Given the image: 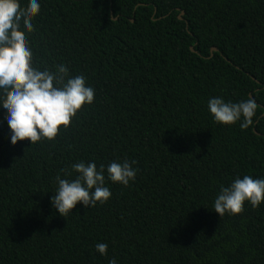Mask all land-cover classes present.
Segmentation results:
<instances>
[{"label": "trees", "instance_id": "16d2710c", "mask_svg": "<svg viewBox=\"0 0 264 264\" xmlns=\"http://www.w3.org/2000/svg\"><path fill=\"white\" fill-rule=\"evenodd\" d=\"M39 2L35 63L66 64L95 97L54 140L13 145L0 131V264H264V203L213 210L221 185L264 178V0ZM215 96L253 97V124L215 122ZM117 159L138 171L107 181V203L66 218L53 207L57 175Z\"/></svg>", "mask_w": 264, "mask_h": 264}, {"label": "clouds", "instance_id": "9594fccd", "mask_svg": "<svg viewBox=\"0 0 264 264\" xmlns=\"http://www.w3.org/2000/svg\"><path fill=\"white\" fill-rule=\"evenodd\" d=\"M40 11L39 0H29L27 7L20 0H0V110L6 114L0 131L8 126L13 145L25 139L31 144L54 140L61 126L67 128L82 106L91 105L95 97L86 77L72 76L66 64L55 65L53 71L48 67L41 70L35 63L27 34L35 30L33 20ZM207 107L215 122H239L241 130H246L254 122L258 105L251 96L239 102L215 96L209 98ZM135 163L117 159L99 166L83 160L72 164L74 179L56 177L53 207L66 218L78 203L85 208L107 203L112 195L107 181L128 186L137 175ZM246 202L253 208L264 203V178L243 175L228 186L221 185L213 210L221 217L226 213L236 215L244 210ZM95 249L108 255L107 243H97ZM109 264H119L118 258L112 257Z\"/></svg>", "mask_w": 264, "mask_h": 264}, {"label": "water", "instance_id": "95a60500", "mask_svg": "<svg viewBox=\"0 0 264 264\" xmlns=\"http://www.w3.org/2000/svg\"><path fill=\"white\" fill-rule=\"evenodd\" d=\"M182 13H184V12H182ZM180 19H182V17L180 16ZM192 48V50L194 51V47L192 46L191 47ZM217 50V48L216 47H214L213 49H212V52H214V51H216Z\"/></svg>", "mask_w": 264, "mask_h": 264}]
</instances>
